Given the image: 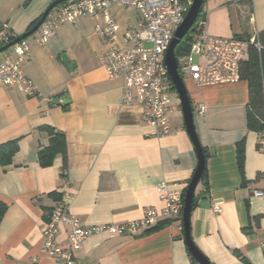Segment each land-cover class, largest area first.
<instances>
[{"label":"crops","instance_id":"0c3cea01","mask_svg":"<svg viewBox=\"0 0 264 264\" xmlns=\"http://www.w3.org/2000/svg\"><path fill=\"white\" fill-rule=\"evenodd\" d=\"M53 1L1 0L0 24L19 36ZM202 6L209 35L249 37L264 31V0H204ZM109 12L119 25L115 41L95 32V24L104 22L100 13L61 24L44 45L32 42L38 29L27 37L29 55L22 69L34 82L36 95L0 85V145L17 141L11 161L0 164V202L6 206L0 221V264H31L34 256L38 264H53L42 250V228L62 196V171L69 182L71 212L88 225L139 220L146 209L160 214L164 203L157 185L165 181L184 195L195 171L197 155L181 109L169 106L171 131L156 136L142 119L141 105L121 103L122 81L110 78L99 58L123 43L124 31L136 27L140 16L116 5ZM8 51L0 53V62ZM63 53L74 63L70 70L61 60ZM184 76L206 154V178L195 188L190 215L192 241L212 264H264V196L252 193L264 189V154L256 146L257 132L247 127L248 83L240 78L197 85ZM199 104L205 106L202 114ZM45 126L64 135L65 154L43 165L37 153L49 144ZM213 204L221 210L214 211ZM68 231L61 224L56 235L63 247L68 246ZM78 256L79 264H198L180 220L164 217L135 236L90 235Z\"/></svg>","mask_w":264,"mask_h":264},{"label":"built area","instance_id":"2783aa9c","mask_svg":"<svg viewBox=\"0 0 264 264\" xmlns=\"http://www.w3.org/2000/svg\"><path fill=\"white\" fill-rule=\"evenodd\" d=\"M190 3L182 0H66L46 16L37 33L32 34V42L44 45L56 34L61 24L73 23L83 16L98 13L103 16L104 22L95 24V32L102 38L115 41L119 25L111 16L109 7L116 5L136 11L140 16L137 26L126 29L122 36L123 43L114 44L99 59L110 78L122 81L121 103L141 105L143 121L154 127V135L163 136L171 131L168 117L170 80L163 65L164 54ZM193 26L189 50L178 58V69L197 85L238 81L241 78V65L248 58L249 47L252 45L258 50L261 48L257 35L224 38L207 34L204 14L196 18ZM12 37L6 23H1L0 43L5 44ZM29 47V41L24 38L4 54L0 62V85L14 88L25 95H36L34 82L22 69L23 62L29 55ZM195 56H199L200 60L196 61ZM204 110L205 106L199 104L198 113L202 114ZM261 124V128L256 131V146L264 154V116ZM61 174L62 196L42 228V250L53 259V264H79L81 242L90 235L104 233L108 236H135L161 217L181 219L183 193L162 181L156 188L159 199L164 203L160 214L154 209H146L139 220L85 224L71 212V197L66 191L69 182L65 171ZM252 193L261 197L264 196V189H254ZM212 208L216 212L221 210L215 204ZM61 224L69 227L67 247L56 241ZM38 263L39 257H32L31 264Z\"/></svg>","mask_w":264,"mask_h":264},{"label":"water","instance_id":"95a60500","mask_svg":"<svg viewBox=\"0 0 264 264\" xmlns=\"http://www.w3.org/2000/svg\"><path fill=\"white\" fill-rule=\"evenodd\" d=\"M66 0H54L41 14L38 21L35 25L24 32L23 34L17 36L11 41L0 46V53L10 48L13 44L18 42L21 39L29 37L32 33H34L40 25L43 23L44 19L48 15V13L56 7L58 4L64 2ZM203 0H192L189 8L186 12V15L179 25V27L174 32V35L165 51L163 65L167 72L170 82L174 87L175 92L179 98V105L181 109V113L183 116L184 127L185 130L193 144L197 155V165L195 171L185 189L183 195V210L181 215L182 221V229L184 234L185 243L188 247V250L191 256L197 261L198 264H212L194 245L191 234H190V215L193 209V199L195 188L204 174L205 168V156L202 149V145L198 139V136L195 131L194 119H193V111L191 101L188 96V92L178 69V58L175 54V47L177 44L184 38V36L189 32L192 25L194 24L196 18L198 17L201 5ZM61 60L65 67L70 70L74 67V63L69 60L66 54H61ZM67 95H64L61 99V102L64 103V100L67 99ZM264 249V247H263Z\"/></svg>","mask_w":264,"mask_h":264},{"label":"trees","instance_id":"16d2710c","mask_svg":"<svg viewBox=\"0 0 264 264\" xmlns=\"http://www.w3.org/2000/svg\"><path fill=\"white\" fill-rule=\"evenodd\" d=\"M204 1V0H203ZM202 1V4H203ZM202 5L198 14V17L203 16ZM39 18L35 19L27 28L26 31L31 29ZM195 26V25H194ZM194 26L189 30V32L184 36V38L177 44L175 47V54L177 58L179 56L184 55L189 50V42L191 38V33L194 30ZM17 36H13L11 38L14 39ZM259 43L261 44V48L258 50L254 46H250L248 50V58L242 63L240 69V77L241 79H245L248 83L249 90V100L247 106V127L251 130L257 131L261 128V119L264 116V95H263V85H264V31H262L259 36H257ZM9 40V41H11ZM8 41V42H9ZM170 87L174 90L172 83L169 82ZM175 91V90H174ZM49 136V144L43 148H41L37 157L41 164H49L52 158L56 154H61L64 156L65 154V141L64 135L56 131L53 127L45 126L42 127ZM203 149V147H202ZM17 150V141L11 140L5 142L0 145V164H7L11 161L12 156ZM204 152V149H203ZM204 156L206 154L204 152ZM237 163L240 169L243 166V149L242 145L239 144L237 149ZM201 178H206V167L204 168V174ZM59 201V200H58ZM196 205V197L193 199V207ZM53 208V207H52ZM52 208L49 210L48 216L52 211ZM6 206L4 203L0 202V221L5 212ZM180 222L182 223L181 219ZM193 259V257L191 256ZM193 262L196 261L193 259Z\"/></svg>","mask_w":264,"mask_h":264},{"label":"rangeland","instance_id":"374dc122","mask_svg":"<svg viewBox=\"0 0 264 264\" xmlns=\"http://www.w3.org/2000/svg\"><path fill=\"white\" fill-rule=\"evenodd\" d=\"M0 2H1V0H0ZM179 57H181V56H179ZM180 74L183 77V80L185 82L186 81V78H185L184 74H182L181 71H180ZM168 96H169V106L174 107V108H177L178 107L180 109V106H179V98L177 96V93L174 90H172L171 87H169Z\"/></svg>","mask_w":264,"mask_h":264}]
</instances>
